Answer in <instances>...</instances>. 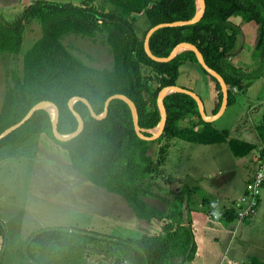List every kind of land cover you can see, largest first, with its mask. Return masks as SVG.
Segmentation results:
<instances>
[{"label": "trees", "instance_id": "1", "mask_svg": "<svg viewBox=\"0 0 264 264\" xmlns=\"http://www.w3.org/2000/svg\"><path fill=\"white\" fill-rule=\"evenodd\" d=\"M195 12L196 0H81L80 5L33 0L12 21L0 14V53L21 54L23 63L21 74L14 69L10 72L0 102V133L20 121L41 100L57 105L59 133H71L77 121L67 105L70 98L88 99L95 113L101 114L105 100L116 93L134 102L141 128H154L160 120L158 92L167 85L181 86L177 80L180 66L185 62L196 64L213 82L217 92L211 113L214 115L221 104L220 85L199 65L192 51L184 50L170 61L157 62L143 48L150 27L188 20ZM140 14L146 17L148 28L138 35L134 23ZM237 16L239 22L233 20ZM32 21L38 22L41 36L23 52V33ZM249 22L256 23L260 31L252 54L258 65L251 70L233 63L242 25ZM68 34L93 40L99 37L110 50L111 67L98 69L73 56L63 43ZM180 42L194 44L206 64L221 74L228 87L229 106L236 100L234 90H245V80L264 74V0H205V12L199 21L160 28L151 35L149 46L154 55L166 57ZM164 105L167 121L160 137L153 141L142 140L135 134L131 111L120 99L110 102L102 119L91 117L86 105L77 100L74 109L82 116L84 127L68 141L54 138L51 116L44 109L35 111L25 123L0 140V149H5L33 138L37 148H47L43 157L39 154L45 176L50 174L47 178L55 172L48 168L62 163L75 174L77 181H88L92 187L121 196L137 222L143 221L148 226L147 230L133 231L136 237L108 236L72 226L44 228L31 235L28 243L41 249L52 244L69 245L87 255L112 259L113 264L127 260L131 264H183L193 258L196 244L191 211L195 190L184 182L171 188L175 178L166 174L164 166L172 141L225 143L235 157L246 159L259 145L261 152L264 145V113L261 123L255 127L258 145L230 136L227 129H217L214 121L202 120L196 102L187 94L170 93L164 98ZM184 120L187 123L182 125ZM156 144L158 149L151 153L150 148ZM147 198L160 201L165 208L154 206ZM219 218L224 223L237 221L231 206L222 209ZM0 239L3 250L7 231L1 219ZM26 264L42 263L28 255ZM248 264L264 262L251 258Z\"/></svg>", "mask_w": 264, "mask_h": 264}, {"label": "rangeland", "instance_id": "2", "mask_svg": "<svg viewBox=\"0 0 264 264\" xmlns=\"http://www.w3.org/2000/svg\"><path fill=\"white\" fill-rule=\"evenodd\" d=\"M32 1L0 0V14L5 20L12 21L22 13L23 6ZM51 1L81 4V0ZM233 20L239 22L240 18L237 16ZM134 28L138 35L148 28L147 19L143 14L137 16ZM259 34V26L256 23L249 22L242 25L236 50L238 54L233 57V63L236 66H243L251 70L258 65L252 59V54ZM40 36L41 29L38 22H29L23 33L21 51L25 52ZM63 43L71 54L82 62L98 69L111 67L110 50L99 37L93 40L68 34L64 37ZM22 66L21 54L0 53V102L6 91V85L9 83L10 72L14 69L21 74ZM177 81L179 85L193 89L200 96L207 113L213 112L217 92L213 82L196 64L182 63ZM245 84V90H234L235 102L226 107L222 115L213 122V125L219 130H229L232 137L245 139L259 145L260 141L255 127L261 123L264 113V74L245 80ZM186 123V120L181 122L182 125ZM157 147L158 144L153 145L150 148L151 153H154L155 149H158ZM258 148L259 152L250 153L253 155L252 161L257 159L256 164L260 146ZM39 154H41L40 148H37L33 138L28 142L19 143L15 147L0 149V219L7 231V240L3 245V250L0 248L3 253V256H0V264H26L28 255L39 260L42 264H113L112 259L105 260L104 257L102 259L96 254L87 255L78 252L75 247L69 245L52 244L47 249H41L33 243H28L31 235L44 228L72 226L95 230L108 236L136 237L133 231L141 232L146 227L145 224L134 225L133 214L127 207V203L118 194L111 195L113 193L104 190L91 191L87 189V187H91V183L88 181L80 184L76 182L77 185L73 184L74 181L65 183L67 177L59 173L64 169L62 166L55 168L56 179H53L50 184L46 180L44 183L42 179L46 174L43 176L40 170ZM247 160L235 157L225 143L199 144L174 140L169 148L164 168L167 170V175L175 178L171 188L174 189L183 182L194 187L192 207L196 206L197 208L201 203L205 211L210 214L221 209L222 204H226L228 199L240 195L246 175L243 167L247 168ZM66 170L69 169L66 168ZM62 185L65 186L61 188ZM220 186L222 188L216 197L213 195L214 190ZM262 190L263 188L260 191L255 213L251 215L255 218V230L259 232H264V204L262 200L260 202ZM221 191L225 197L222 196ZM246 193L247 189L230 204L235 215L236 203ZM91 199L94 200L93 203L90 201ZM212 200H216L218 204L210 203ZM148 201L158 208H165L156 199H148ZM230 223L228 227L236 226V223ZM243 227H246V224ZM256 235L255 240L264 243L261 233H254V236ZM240 236L241 233L238 231V237ZM218 237L219 242H224L223 237ZM207 260L210 264L216 263V257L212 253ZM237 261L242 264L240 260ZM123 264L131 263L127 260Z\"/></svg>", "mask_w": 264, "mask_h": 264}, {"label": "water", "instance_id": "3", "mask_svg": "<svg viewBox=\"0 0 264 264\" xmlns=\"http://www.w3.org/2000/svg\"><path fill=\"white\" fill-rule=\"evenodd\" d=\"M204 12H205V0H196V12H195L194 16L191 17L190 19H188V20H176V21H172V22H162V23H158V24L150 27L145 34L144 41H143V48H144V52L146 53V55L150 59L157 61V62L170 61L179 52L184 51V50L192 51L195 54L199 65L208 74L213 76L217 80L218 84L220 85L221 92H222V99H221V104H220L219 110L214 115L210 116V115L206 114L205 108H204V103H203L202 99L200 98V96L196 92H194L190 89H187V88H183V87L178 86V85H167V86L162 87L160 89V91L158 92V95H157V107L159 110L160 120H159L158 125L156 127H154V128L158 127V130L156 132H150L149 129L146 130V129L141 128L139 126V123H138V112H137V108H136L134 102L128 96L121 94V93H116V94L110 95L105 100L104 110L101 114L95 113V111L93 110L88 99H86L84 97H80V96H74V97L70 98L68 100L67 105H68L69 110L72 112V114L76 118L77 127L73 132L68 133V134H61V133H59V131L57 129V124H58V119H59V110H58L57 105L54 102L49 101V100H41V101L37 102L36 104H34L20 121H18L17 123L9 126L5 130H3L0 133V140L3 139L5 136H7L9 133H11L13 130L20 127L23 123H25L33 115V113L35 111L40 110V109H44L50 114V116H51V130H52V134H53L55 139H57L59 141H68V140L78 136L81 133V131L83 130L84 120H83L82 116L74 109V103L77 100L82 101L86 105V107L88 108V110L90 112L91 117H93L95 119H102L103 117L106 116L107 111H108V106L113 99H120V100L124 101L128 105V107L131 111L132 123H133V128H134L135 134L140 139L146 140V141H153V140L157 139L158 137H160V135L162 134L164 127H165V124H166V121H167V112H166V108L164 105V98L168 94L173 93V92L184 93V94H187L190 97H192L197 104L198 111H199V114H200L202 120H204L206 122L215 121L219 116L222 115V113L224 112V110L227 107L228 87H227V84H226L224 78L221 76V74H219L217 71H215L214 69H212L211 67H209L206 64V62L204 61L203 55L199 51V49L192 43L180 42L174 46V48L171 50V52L169 53L168 56L158 57L152 53L150 46H149V39H150L151 35L156 30H158L160 28H164V27H177V26L194 24L202 18ZM49 109H52V113L50 112ZM143 132H148V133H150V135L147 136Z\"/></svg>", "mask_w": 264, "mask_h": 264}, {"label": "crops", "instance_id": "4", "mask_svg": "<svg viewBox=\"0 0 264 264\" xmlns=\"http://www.w3.org/2000/svg\"><path fill=\"white\" fill-rule=\"evenodd\" d=\"M213 102L215 103V100ZM214 103H213V105H214ZM205 112H206V110H205ZM206 114L207 115L210 114V116H211V113L206 112ZM259 146H261V145H259ZM258 147L255 150L256 152H259ZM46 149L47 148H40V152H41L40 158L43 157V154L47 153ZM48 150H53V148L52 149L48 148ZM254 152H252V153H254ZM252 157H253L252 154H249V156L246 157V159H248L247 160L248 163L246 165L247 168L243 167L246 175L244 178V187H243L240 195H238L235 198L228 199L229 201L226 204L223 203L221 209H218V211H216L219 215H221L222 209L230 207V204L233 203L235 201V199L239 198L246 191L247 186H248V181L252 178V176L255 172L256 165H257L255 163V162H257V159L255 158V161L254 160L252 161V159H253ZM41 162H42V159H41ZM60 166L64 167V169L62 172H59V173L61 175H65L67 177V180L65 183H67V181H69L71 183H72V181H74V183H76V182H78L79 184L81 183L80 181H75L76 180V178L74 176L75 174L69 168H67L66 165H64L62 163L58 166H52L48 169L52 170V169H55L56 167H60ZM42 167L40 165V169ZM66 168L69 170H66ZM42 174L44 176L43 168H42ZM53 176L57 177L55 175V173H53ZM53 176L50 178L46 177L48 179L49 184H50V182H52V179L54 178ZM68 177H70V178H68ZM46 178L44 176V179H42V181L43 182H45V180L47 181ZM55 185H57L56 182H55ZM220 185H222V184L220 183ZM63 186H65V185H62L61 188ZM61 188H60V190L62 191ZM221 188H222V186L217 187L214 190L213 195L218 197L219 191L221 190ZM87 189H89L91 191H95V190L103 191L104 190V189L95 188L92 186L87 187ZM81 190H82V188H81ZM104 191L106 192V190H104ZM222 193L223 192L221 191V194ZM111 195H114V194H111ZM222 196L225 197V194H222ZM261 200L263 201V204H264V186H263L260 202H261ZM90 201L92 203L94 202L93 199H91ZM214 202H216L215 203L216 205L218 204L216 200H212V202H210V203H214ZM202 206L203 205H201V204L198 206L199 208L198 207L196 208V206H194L192 208L193 210L191 211V219L193 222L196 250H195L193 258L191 260L185 261L183 264H185L186 262L189 264H210L208 262L207 258L211 253L214 254V256L216 257V263L215 264H232L231 263L232 261L236 262V264H239L237 260H240L242 264H248V262L251 258H255L259 261L264 262V243L260 242V241H256L255 239H256L257 235L254 236V233H261V237L264 239V232H259V231L255 230L256 223H254V219H255L254 216H252V217L250 216V218L248 217L241 222L234 221V223H236V226L235 227H228V225H230L231 223H224L220 219L221 217L217 221L210 219L209 214L207 213V211H205V209ZM127 207H128V205H127ZM130 212H131V209H130ZM113 213H114V211H113ZM136 224H138V225H140V224L144 225L145 224L146 225L145 222H143V221L137 222V220L135 219L134 225H136ZM244 224H246V227H243ZM147 228H148V226L146 225L145 230H147ZM238 231H239V233H241L240 237H238ZM218 236L223 237L224 242H219ZM244 256H247V257H244ZM239 257H240V259H238Z\"/></svg>", "mask_w": 264, "mask_h": 264}, {"label": "built area", "instance_id": "5", "mask_svg": "<svg viewBox=\"0 0 264 264\" xmlns=\"http://www.w3.org/2000/svg\"><path fill=\"white\" fill-rule=\"evenodd\" d=\"M264 186V145L259 154L258 165L252 182L248 185L247 193L236 203V219L242 221L255 213L259 202L260 191ZM210 219L218 220L219 215L216 211L209 214ZM232 264L236 262L232 261Z\"/></svg>", "mask_w": 264, "mask_h": 264}, {"label": "bare ground", "instance_id": "6", "mask_svg": "<svg viewBox=\"0 0 264 264\" xmlns=\"http://www.w3.org/2000/svg\"><path fill=\"white\" fill-rule=\"evenodd\" d=\"M49 110L52 113V109H49ZM157 130H158V127L157 128H154V129H151V130L149 129L150 132H156Z\"/></svg>", "mask_w": 264, "mask_h": 264}]
</instances>
